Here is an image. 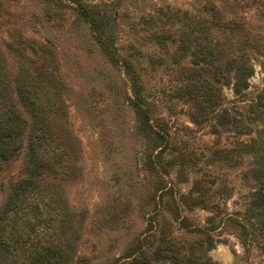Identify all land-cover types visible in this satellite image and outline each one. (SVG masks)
Listing matches in <instances>:
<instances>
[{"label": "rangeland", "instance_id": "374dc122", "mask_svg": "<svg viewBox=\"0 0 264 264\" xmlns=\"http://www.w3.org/2000/svg\"><path fill=\"white\" fill-rule=\"evenodd\" d=\"M80 1L93 9L105 29L103 34L115 43L129 39L143 43L145 58L140 61L146 67L147 55L157 49L144 40L149 27L140 24L141 15L166 7L193 14L203 3ZM215 2L226 13L244 16L259 50L250 51L254 71L249 77L251 86L241 98L235 97L232 84L218 90L212 72L199 70V80L204 83L209 77L214 85V106L209 119L197 125L190 118L191 98L175 94L180 80L176 65L171 64L173 47L159 52L163 55L160 66L141 72L146 103L152 109L147 122L134 110L130 84L120 63L99 42L75 3L0 0V57L7 79L13 89L23 78L44 85L46 118L56 144L64 150L59 172L43 177L40 185L50 205L59 211L69 258L66 264H129L148 233L156 242L163 232L178 242L210 238L207 255L211 264H264L259 246L262 239L246 241L238 223L252 189V182L241 172L252 159L245 156L239 166L234 158L225 161L212 155L232 147L239 137L235 128L216 124L218 97L221 105L235 106L244 113L255 93L264 90V0H245L241 7V0ZM182 62L189 72L202 67L193 65L189 56ZM13 97L28 127L19 153L0 171V208L15 182L27 176L25 160L33 116ZM150 123L161 127L166 137L153 133ZM199 191L214 208L183 202ZM176 205L187 218L185 227L179 224ZM195 226L201 230L193 232Z\"/></svg>", "mask_w": 264, "mask_h": 264}, {"label": "trees", "instance_id": "16d2710c", "mask_svg": "<svg viewBox=\"0 0 264 264\" xmlns=\"http://www.w3.org/2000/svg\"><path fill=\"white\" fill-rule=\"evenodd\" d=\"M70 1L75 3L76 10L87 21L103 47L120 63L130 84L134 110L147 122L152 109L146 103L141 72L145 68L151 71L160 66L163 55L159 52H168L169 46L173 47L171 64L176 65L180 80L175 86V94L185 99L191 98L190 118L194 124L207 121L213 110L214 85L211 79L218 82V90L232 84L236 98L245 96L251 86L249 77L254 69L250 51L259 50L255 45L256 39L248 33L247 22L242 14L226 13L215 0H203L198 13L166 7L159 8L155 13L141 15L140 24L149 27L144 40L157 49L147 55V67L140 61L145 58L143 43L132 39L115 43L110 35L103 34L105 29L99 24L98 15L93 9L86 7L80 0ZM243 1L239 3L240 7ZM188 56L193 65L201 64L202 67L192 68L189 72L188 66L182 62ZM200 69L211 71L212 78L201 82L198 77ZM44 92V85L37 79H20L14 89L11 88L0 57V171L5 162L19 153L22 136L28 127V121L19 111L13 94L33 116L25 160L27 176L15 182L5 204L0 208V264H66L69 259L61 237L62 224L58 218V208L50 205L40 185L43 177L59 172L64 155V150L52 136L46 118L49 109L45 106L47 94ZM217 101L220 107L215 118L216 124L235 128L239 137L232 147H223L212 155L220 156L225 161L234 158V163L239 166L243 164L245 156L252 159L241 172L243 178L252 182V189L242 220L238 223L246 241L257 237L262 239L259 246L264 253V90L255 93L244 113L235 106L229 109L221 105L219 97ZM251 124L256 126L252 127ZM148 127L157 136L166 137L161 127L155 128L151 123ZM197 194L183 202L214 208L205 201L200 191ZM174 209L179 224L187 226V218L180 213L179 206L176 205ZM192 228L193 232L201 230L198 226ZM144 240L145 244L131 256L129 264H211L207 255L211 245L208 237L178 242L163 232L156 242L151 239L150 233Z\"/></svg>", "mask_w": 264, "mask_h": 264}]
</instances>
